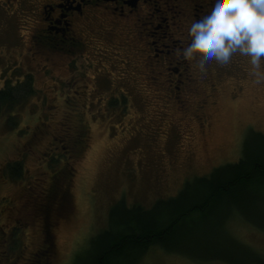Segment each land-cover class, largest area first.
<instances>
[{
	"label": "rangeland",
	"instance_id": "rangeland-1",
	"mask_svg": "<svg viewBox=\"0 0 264 264\" xmlns=\"http://www.w3.org/2000/svg\"><path fill=\"white\" fill-rule=\"evenodd\" d=\"M40 1L0 0V85L9 82L27 94L31 91L13 111L16 129L9 130L13 120L0 117V228L7 232L13 222L19 221L21 227L29 221L23 228L27 236L22 262L45 236V231L37 230L44 213L36 200L50 175L45 153L54 152L61 166L68 163L54 175L55 183L68 182L70 166L73 175L70 193L61 199L60 212H55L58 218L53 221V214L47 220L55 223L50 264H226L198 263L157 245L146 246L144 252L140 245L124 242L114 247V240L131 231L114 221H123L132 207L148 212L158 200L177 196L195 178L221 175L222 165L264 155V80L256 82L249 58L235 53L220 70L209 67L218 79L207 106L202 105L200 92H209L207 82L198 80L199 89L197 71H191L199 93L193 96L190 91L192 80L189 90L181 91V106L175 105L167 97L174 96L173 90L158 87L162 78L155 79L159 76L155 71L133 68L137 65L133 46L144 48L151 38L142 25L139 31L132 27L127 35L117 24L101 25L95 12L89 26L92 34L81 32V50L49 52L33 44L43 27ZM111 28L114 35L106 33ZM17 162L22 176L10 179L8 167ZM256 177L249 192H242L248 202L246 217L233 209L231 214L237 217L225 221L223 235L264 255V175ZM50 200L55 204L58 199ZM224 208L218 206L220 214L212 215L215 220L231 210ZM208 226L207 233L198 234L196 251L210 249L213 242L220 250V241L227 239L219 238L212 222ZM11 246L12 258L19 247L0 243L6 253ZM225 246L222 253L231 251L232 258L240 254L233 243ZM107 249L110 252L103 255Z\"/></svg>",
	"mask_w": 264,
	"mask_h": 264
},
{
	"label": "flooded vegetation",
	"instance_id": "flooded-vegetation-1",
	"mask_svg": "<svg viewBox=\"0 0 264 264\" xmlns=\"http://www.w3.org/2000/svg\"><path fill=\"white\" fill-rule=\"evenodd\" d=\"M205 6L206 0H41L39 12L43 27L42 32L33 37V44L49 52L66 54L72 51V53H76L84 46L81 34L83 33L86 36L87 33L92 34L93 32L89 26L95 12L100 14L101 25L117 24L121 30H125L126 34L129 33V30H132V27L137 28V31H139L140 25H142V29H145L149 34L148 37L151 38L145 42L146 47L144 48L140 45L133 46L137 51L133 56L134 59H137V65H134L133 68H139L140 70L141 67L146 66L147 71H155L159 75L155 79L162 78V81L158 83V87L163 88L164 91L173 90L174 96L171 97L169 94L167 96L170 99L169 103L175 102V105L180 106L182 89L187 87V90H189V85H192L191 81L194 80L193 88L190 91L195 96L201 88L198 80L201 83L206 80L205 86L209 87V92L203 90H200V92L204 97L201 103L207 106L209 99L215 96L217 90L215 79L218 78L215 74L211 75V66H216L220 70L221 64L212 60L202 65L198 60V54L190 58H183L181 54L182 48L190 42L187 32L189 23L193 18H199ZM75 31L80 32L78 33L80 37L75 34ZM112 31L113 28L106 33L114 35ZM119 33L123 34L122 32ZM131 41L134 42V39ZM139 59H143L144 65L140 63ZM209 62H212V64L209 65ZM191 71H197L196 81L199 83V89L195 79L191 78ZM172 76H174V79L171 78ZM5 85L6 83H2L0 88ZM14 115L13 113L12 116L14 117ZM195 115L201 119L196 113ZM10 129H16V123L14 126L10 124ZM79 139L76 140L77 144L81 141ZM48 153H45L44 156V159H46L45 165L47 164L48 170L50 169L48 171L50 175L45 181L47 187L43 189L41 197H37L36 200V204L44 213V216L40 214L37 230L45 231V236L42 238L40 246L22 262V253L25 249V246L23 248V239L27 236L24 229L28 228L26 225L29 221L26 219V222L21 225L22 228L18 226V224H21L19 221L13 222L7 232L0 228L1 235H4L0 236V241H2L0 243H5L6 246V242H10L14 246L17 245L20 250L11 258L12 246L7 248V253L6 249L0 248V264L3 261H6L4 264L51 263L54 247L52 230L55 224H52V222L58 218L55 212H60L62 209L61 199L70 193L69 179H72L73 169L71 166L67 169L68 182L56 184L54 175L61 174L68 163L64 162L61 166L60 156L55 155L54 152L49 155ZM56 166L58 168L53 170ZM14 167L21 170V165L18 162L16 165L11 164L8 168L12 170ZM9 177L11 179L17 176L11 174L10 171ZM58 192L61 196L57 195ZM52 196L58 199L56 200L57 203H52L50 200ZM53 205L55 206L53 207ZM53 214H55V218L52 219L51 223H47L50 215ZM7 257L8 259L5 260Z\"/></svg>",
	"mask_w": 264,
	"mask_h": 264
},
{
	"label": "trees",
	"instance_id": "trees-1",
	"mask_svg": "<svg viewBox=\"0 0 264 264\" xmlns=\"http://www.w3.org/2000/svg\"><path fill=\"white\" fill-rule=\"evenodd\" d=\"M16 92H19L17 96ZM30 92L27 94L24 88L16 89L13 84L7 82L3 88H0V117L5 115L7 120L9 118L13 120V111L23 105L26 94L29 95ZM15 123L13 120L11 126H14ZM255 136L259 137V134H255ZM222 166L224 167L220 171L224 173L221 175L213 173L210 177L203 176L195 178L192 182H186L177 196L166 201L158 200L151 209L147 210L148 212L143 211L140 206L128 210L130 215L126 216L123 221L116 219L117 222L114 221V224L121 223L131 231L121 236V240H114L113 243H116L114 247L118 248L120 243L124 242L123 245L126 243L140 245L144 252L146 246L157 245L167 253L178 254L198 263L215 260L226 264H264V255L256 254L248 246L241 243L238 245L236 244L237 240L223 235L225 221L235 216L231 214L233 209L237 210L236 213L241 217H246L244 211L246 212L245 207L248 202L243 200L245 195L242 196V192L244 194L249 192L248 187L257 178L256 175H264V155L257 156L251 161L240 159L236 165ZM8 169L14 176L22 175L21 170L16 167L12 170ZM219 205H224L226 209L231 207V210L224 216L221 214V217L219 216L215 220L217 217L212 215L220 214L216 212ZM211 222L212 227L216 228L219 238L221 235L227 238L225 240L221 238L222 241L219 244L225 246L233 243L234 247L232 248L239 249L238 256L235 255L232 258L231 251L227 254L222 253L223 246L218 250L214 247L217 245L215 242L210 249H205L204 252L195 250V243L199 244L198 234L202 231L206 232ZM119 226L116 225L115 228ZM107 231L109 230H106L105 234L109 237L110 233ZM117 234V236L120 235V233ZM180 237H185L187 241L183 242ZM179 248L184 250H179ZM232 248L230 247V249ZM109 252L110 249H107L103 255Z\"/></svg>",
	"mask_w": 264,
	"mask_h": 264
},
{
	"label": "clouds",
	"instance_id": "clouds-1",
	"mask_svg": "<svg viewBox=\"0 0 264 264\" xmlns=\"http://www.w3.org/2000/svg\"><path fill=\"white\" fill-rule=\"evenodd\" d=\"M187 32L190 42L181 50L183 58L198 54L202 65L212 60L227 64L240 53L249 58L256 82L264 80V0H206Z\"/></svg>",
	"mask_w": 264,
	"mask_h": 264
}]
</instances>
